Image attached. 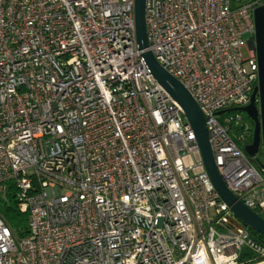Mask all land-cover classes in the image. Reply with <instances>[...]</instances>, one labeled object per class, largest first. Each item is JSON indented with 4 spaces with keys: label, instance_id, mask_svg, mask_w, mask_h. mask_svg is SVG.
Listing matches in <instances>:
<instances>
[{
    "label": "built area",
    "instance_id": "2783aa9c",
    "mask_svg": "<svg viewBox=\"0 0 264 264\" xmlns=\"http://www.w3.org/2000/svg\"><path fill=\"white\" fill-rule=\"evenodd\" d=\"M262 4L145 0V28L203 112L227 188L264 218V170L244 151L253 127L239 109L258 84L248 41ZM141 53L133 0H0V196L12 185L28 216L18 235L0 215V264L264 262Z\"/></svg>",
    "mask_w": 264,
    "mask_h": 264
},
{
    "label": "water",
    "instance_id": "95a60500",
    "mask_svg": "<svg viewBox=\"0 0 264 264\" xmlns=\"http://www.w3.org/2000/svg\"><path fill=\"white\" fill-rule=\"evenodd\" d=\"M134 32L139 50L142 51L145 64L153 78L162 86L170 97L182 108L195 134L200 156L207 175L221 200L229 207L232 214L247 228L264 237V218L245 206L226 186L220 176L210 147L205 126V117L185 87L169 74L148 50L145 28V0H133ZM255 24L254 39L248 41L249 47L254 49L258 63V84L250 97L249 103L239 109L246 113L253 122L251 143L244 146L249 156H254L260 149L264 156V4L253 11ZM264 170V159L260 164ZM257 264H264L260 262Z\"/></svg>",
    "mask_w": 264,
    "mask_h": 264
},
{
    "label": "trees",
    "instance_id": "16d2710c",
    "mask_svg": "<svg viewBox=\"0 0 264 264\" xmlns=\"http://www.w3.org/2000/svg\"><path fill=\"white\" fill-rule=\"evenodd\" d=\"M5 195L8 198L10 204L5 203L3 207H0V215L4 217L13 232L17 233L18 235L26 234L28 216L26 213H22L18 210L12 185L8 186V190ZM252 233L259 241L264 242V237L254 231H252Z\"/></svg>",
    "mask_w": 264,
    "mask_h": 264
},
{
    "label": "rangeland",
    "instance_id": "374dc122",
    "mask_svg": "<svg viewBox=\"0 0 264 264\" xmlns=\"http://www.w3.org/2000/svg\"><path fill=\"white\" fill-rule=\"evenodd\" d=\"M241 51H242V54H243L244 56H247V55H248V46H247V45L243 46L242 49H241ZM241 114H242V116L244 117L245 121L248 123V125L252 128V127H253V123H252V121L248 118V116L246 115V113L241 112ZM243 146H244V145H243ZM243 146H242V148H243ZM258 155H259V161L261 162L262 159H264V156H262V154L260 153V151H259V154H258ZM249 158L252 160V162L254 163V165H255L258 169H260V166H259V164H258V161L255 160V159H254L253 157H251V156H249ZM5 203H6V204H10V202L8 201V198L6 197V195H5L4 193H2L1 196H0V207H3ZM211 215H213L212 212H211Z\"/></svg>",
    "mask_w": 264,
    "mask_h": 264
},
{
    "label": "flooded vegetation",
    "instance_id": "af4514ba",
    "mask_svg": "<svg viewBox=\"0 0 264 264\" xmlns=\"http://www.w3.org/2000/svg\"><path fill=\"white\" fill-rule=\"evenodd\" d=\"M253 123V122H252ZM249 141V137H247V142ZM249 143V142H248ZM248 143H244L245 145L248 144Z\"/></svg>",
    "mask_w": 264,
    "mask_h": 264
}]
</instances>
